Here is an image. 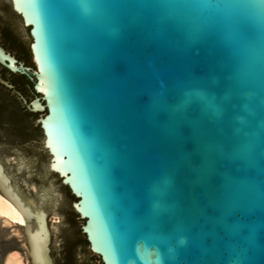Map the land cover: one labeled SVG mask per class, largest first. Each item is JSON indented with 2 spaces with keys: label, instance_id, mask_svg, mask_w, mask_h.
<instances>
[{
  "label": "water",
  "instance_id": "obj_1",
  "mask_svg": "<svg viewBox=\"0 0 264 264\" xmlns=\"http://www.w3.org/2000/svg\"><path fill=\"white\" fill-rule=\"evenodd\" d=\"M0 43L37 264H264V0H0Z\"/></svg>",
  "mask_w": 264,
  "mask_h": 264
},
{
  "label": "bare ground",
  "instance_id": "obj_2",
  "mask_svg": "<svg viewBox=\"0 0 264 264\" xmlns=\"http://www.w3.org/2000/svg\"><path fill=\"white\" fill-rule=\"evenodd\" d=\"M26 214L25 205L21 200L14 198L7 179L0 171V226L11 229L9 234L16 236L20 234L16 228L23 229L26 233L29 253L28 259L18 251H7L0 257V264H37L38 252L35 239L40 227L30 230L26 222Z\"/></svg>",
  "mask_w": 264,
  "mask_h": 264
},
{
  "label": "rangeland",
  "instance_id": "obj_3",
  "mask_svg": "<svg viewBox=\"0 0 264 264\" xmlns=\"http://www.w3.org/2000/svg\"><path fill=\"white\" fill-rule=\"evenodd\" d=\"M1 159L14 165H17V155L4 154L1 156ZM2 174L7 179L8 185L13 191L11 170L2 171ZM19 182H21V188L30 189L37 194L34 181H25L24 175L19 178ZM44 185L51 188V181H44ZM21 202L26 206L25 201L21 200ZM59 219H62V212H45L47 230L53 233H57V225H59ZM29 225H31L32 229L34 230V219L29 221ZM16 229L20 233L19 236H16L15 234H9V231L11 229L0 226V245L1 243L3 244V251L0 257H2L7 251H18L23 256L29 259V253L27 248L28 241L26 238V233L21 228ZM95 264H101V262L95 261Z\"/></svg>",
  "mask_w": 264,
  "mask_h": 264
},
{
  "label": "trees",
  "instance_id": "obj_4",
  "mask_svg": "<svg viewBox=\"0 0 264 264\" xmlns=\"http://www.w3.org/2000/svg\"><path fill=\"white\" fill-rule=\"evenodd\" d=\"M21 77H22L23 83H27L26 79L23 76H21ZM0 92H2V91L0 90ZM13 101L16 104V109H13L11 116L16 121V129L19 131L20 130L24 131V129H23L24 126H23L21 120L19 121V113H18L21 111V109H24V108H22V107L20 108V106H19L18 102H16V100H13ZM81 242L87 243L86 240H82ZM71 246L72 245L70 244V239H66L65 244H64V250L62 252V254H63L62 264H73L74 263V254H73V249H71L72 248Z\"/></svg>",
  "mask_w": 264,
  "mask_h": 264
},
{
  "label": "flooded vegetation",
  "instance_id": "obj_5",
  "mask_svg": "<svg viewBox=\"0 0 264 264\" xmlns=\"http://www.w3.org/2000/svg\"><path fill=\"white\" fill-rule=\"evenodd\" d=\"M0 45L3 46L1 43H0ZM3 47H4V46H3ZM4 48H5V47H4ZM5 49H6V48H5ZM15 57L18 59V56H15ZM18 60H19V59H18ZM8 73H9V72H8ZM0 74H1V76H2L4 79L9 80V81L14 85V87H15L16 90L20 91L24 96H26V92L28 91V89H27L26 86H25L26 83H23V89L21 90V89H19V87L17 86L18 84L14 81V79H12L11 77H7L4 73L1 72V70H0ZM9 74H11V73H9ZM11 75L13 76L14 74H11ZM22 82H23V80H22ZM0 90H1L2 92H5V93L9 94L10 96H12V97L18 102V104H19V106H20V108H21L20 102L15 98L14 95H12V94L10 93V91L4 89L2 86H0ZM21 111H25V110H24V109H21Z\"/></svg>",
  "mask_w": 264,
  "mask_h": 264
}]
</instances>
